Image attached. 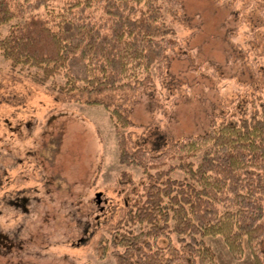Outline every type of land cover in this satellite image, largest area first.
<instances>
[{
    "label": "rangeland",
    "instance_id": "rangeland-1",
    "mask_svg": "<svg viewBox=\"0 0 264 264\" xmlns=\"http://www.w3.org/2000/svg\"><path fill=\"white\" fill-rule=\"evenodd\" d=\"M181 2L173 21L180 44L167 52L165 78L153 72L142 92L102 95L127 98L133 146L153 153L264 100V0ZM63 82L0 54V264H118L99 242L145 193L142 170L119 162L109 110L61 93ZM206 240L216 264H254L248 242L238 260L222 236Z\"/></svg>",
    "mask_w": 264,
    "mask_h": 264
},
{
    "label": "trees",
    "instance_id": "trees-1",
    "mask_svg": "<svg viewBox=\"0 0 264 264\" xmlns=\"http://www.w3.org/2000/svg\"><path fill=\"white\" fill-rule=\"evenodd\" d=\"M182 9L181 0H0V54L44 80L62 76L61 93L106 107L121 133L119 162L146 176L145 193L100 240L105 254L118 264H216L206 238L220 235L235 259L246 241L264 264V100L153 153L133 146L127 98H102L144 91L153 72L165 78Z\"/></svg>",
    "mask_w": 264,
    "mask_h": 264
}]
</instances>
